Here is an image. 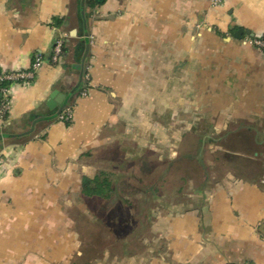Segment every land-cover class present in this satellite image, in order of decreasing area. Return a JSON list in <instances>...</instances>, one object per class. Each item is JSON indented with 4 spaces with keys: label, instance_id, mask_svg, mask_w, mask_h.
Instances as JSON below:
<instances>
[{
    "label": "crops",
    "instance_id": "obj_1",
    "mask_svg": "<svg viewBox=\"0 0 264 264\" xmlns=\"http://www.w3.org/2000/svg\"><path fill=\"white\" fill-rule=\"evenodd\" d=\"M101 1L0 0V71L43 58L0 119V264L80 257L82 178L132 163L153 179L140 193L169 201L143 208L139 251L95 264H264V54L247 43L264 38V0ZM86 49L90 89L71 95Z\"/></svg>",
    "mask_w": 264,
    "mask_h": 264
},
{
    "label": "rangeland",
    "instance_id": "obj_2",
    "mask_svg": "<svg viewBox=\"0 0 264 264\" xmlns=\"http://www.w3.org/2000/svg\"><path fill=\"white\" fill-rule=\"evenodd\" d=\"M180 143L181 153L194 149L183 146L182 140ZM130 165V177H116L111 180L116 190L114 194L111 193L109 199L86 198L79 209L69 210L71 231L77 233L81 240V255L74 257L70 264H95L97 259L106 262L109 261L108 257L111 261L122 260L121 257L126 252L140 250V240L146 238L148 230L146 227L138 226L140 218L145 213L143 208L150 207L157 200L166 203L170 195L166 193L157 198L153 194H148L152 190H146L144 195L141 194V188L145 185L148 187L153 179L147 177V174H140L139 163ZM147 171L150 172V169ZM175 185L176 181L168 179L164 191L173 190Z\"/></svg>",
    "mask_w": 264,
    "mask_h": 264
},
{
    "label": "built area",
    "instance_id": "obj_3",
    "mask_svg": "<svg viewBox=\"0 0 264 264\" xmlns=\"http://www.w3.org/2000/svg\"><path fill=\"white\" fill-rule=\"evenodd\" d=\"M210 5L212 7H219L222 5L223 0H208ZM247 43L254 47L257 48L262 54H264V41L262 39H249ZM64 46V40L59 39L55 42L53 46V52L51 56V62L57 63L59 58L62 56V50ZM43 63V58L39 54H35L33 56V61L30 67L25 70V71H19V72H12V73H6V72H0V83L3 81H9L11 82V85L13 84H28L30 83L34 77L36 72L39 70ZM90 83H91V77L89 73V68L86 67L85 71L83 73V78H82V88L80 91V96L81 97H86L87 93L90 89ZM10 85V86H11ZM10 86L8 88L2 89V95H3V102L0 104V119L4 121L5 116L9 114L10 111ZM59 120L62 121L63 123H71L72 122V109L70 107L64 108L61 112V114L58 116Z\"/></svg>",
    "mask_w": 264,
    "mask_h": 264
},
{
    "label": "trees",
    "instance_id": "obj_4",
    "mask_svg": "<svg viewBox=\"0 0 264 264\" xmlns=\"http://www.w3.org/2000/svg\"><path fill=\"white\" fill-rule=\"evenodd\" d=\"M87 6L94 7L96 5H100L103 3V1L99 2V0H86ZM61 20H55V25L60 26ZM264 41V38H262ZM65 50L63 48L62 53H64ZM2 72V71H0ZM11 85V82L9 81H3L0 83V104L3 102V95H2V89L8 88ZM82 88V85L80 86V89L77 93H80ZM8 115L5 116L4 121H7ZM69 123H66L68 125ZM81 193L83 197L85 198H103V199H109L110 195L112 193V185L109 180V178L105 174H100L95 176L93 179L88 178H82L81 181Z\"/></svg>",
    "mask_w": 264,
    "mask_h": 264
},
{
    "label": "water",
    "instance_id": "obj_5",
    "mask_svg": "<svg viewBox=\"0 0 264 264\" xmlns=\"http://www.w3.org/2000/svg\"><path fill=\"white\" fill-rule=\"evenodd\" d=\"M84 2H85V0H81V7L84 6ZM243 33H244V31L240 29V30H238V31L236 32L235 37H237L238 39H240ZM71 36H75V32H72V33H71ZM85 36H87V35H85ZM250 37H253V36L250 35ZM86 56H87V49L85 50V52H84V54H83V57H82V59H81L80 64L77 65V66H74V68H75L76 70H78V72H79V79H78V84L76 85L75 89L71 92V95L74 93L75 90H78L79 87L82 85V78H83V65H84V62H85ZM56 103H57V102H56L54 99H52V100L48 103V107H49V108H53V106H55ZM62 110H63V106H61L60 109L58 110V113H57L58 116L61 114Z\"/></svg>",
    "mask_w": 264,
    "mask_h": 264
}]
</instances>
